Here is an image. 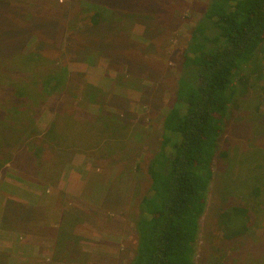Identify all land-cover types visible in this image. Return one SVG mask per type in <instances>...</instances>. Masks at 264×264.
<instances>
[{
    "label": "rangeland",
    "instance_id": "obj_1",
    "mask_svg": "<svg viewBox=\"0 0 264 264\" xmlns=\"http://www.w3.org/2000/svg\"><path fill=\"white\" fill-rule=\"evenodd\" d=\"M12 1L18 22L30 27L24 51L41 55V70L71 75L69 93L24 116L35 122L31 140H14L0 156V264H130L140 204L152 183L149 166L176 100L184 52L209 0H131L134 7L111 0L120 25L92 37L83 34V22L91 23L96 9L82 11L84 0ZM87 1L100 7L107 0ZM13 31L1 28L6 38ZM105 34L108 48L82 53L89 38L97 43ZM20 69L25 73L0 70V86L31 77L29 68ZM250 80L219 140L195 264H264V82L256 74ZM86 84L104 96L88 89L95 100L85 103ZM109 119L125 128L124 142L104 134ZM71 120L96 130L88 145L45 143L38 160L27 152L52 123L63 135ZM95 138L113 145L98 146ZM243 207L250 210L249 230L228 240L221 214Z\"/></svg>",
    "mask_w": 264,
    "mask_h": 264
},
{
    "label": "trees",
    "instance_id": "obj_2",
    "mask_svg": "<svg viewBox=\"0 0 264 264\" xmlns=\"http://www.w3.org/2000/svg\"><path fill=\"white\" fill-rule=\"evenodd\" d=\"M110 1L99 7L84 0L82 11L96 9V13L91 16V23L83 22V34L102 35L120 25L121 12L115 11ZM134 3L127 2L130 7ZM18 12L15 2L0 0V70L11 68L25 73L20 69L23 66L31 74L23 80H7L0 86V156L6 146L18 144L14 140H31L27 132L35 122L32 118L23 119L25 115L35 114L51 98L69 93L71 73L67 69L45 72L41 70L45 64L41 55L24 51L30 27L26 26L28 21L18 22ZM2 26L14 29L10 38L4 37ZM105 36L97 43L89 38V44L80 48L82 53L108 48ZM183 58L176 100L164 118L162 144L149 166L152 183L140 204L135 223L138 244L130 264H195L200 221L214 177L213 163L221 156L219 140L251 77L256 74L264 82V0H209L192 30ZM85 86V103H93L95 96L88 94V89L98 94L100 90L91 84ZM5 96L8 98L4 101ZM115 126L109 119L104 124V134L112 131L113 139L122 137L124 142L125 128ZM57 128L52 123L42 133L41 144H34L27 152L38 160L45 143L56 148L88 145L96 132L90 126L79 128L72 120L63 135L57 133ZM97 140L94 142L98 146L113 145ZM25 146L29 147L27 143ZM259 193L257 189L256 195ZM249 211L233 208L221 214L226 239L248 232Z\"/></svg>",
    "mask_w": 264,
    "mask_h": 264
}]
</instances>
